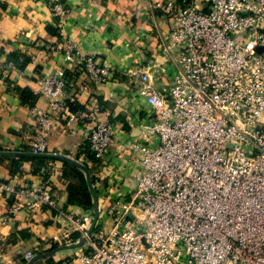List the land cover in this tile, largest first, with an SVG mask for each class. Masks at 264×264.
I'll list each match as a JSON object with an SVG mask.
<instances>
[{
	"label": "built area",
	"instance_id": "obj_1",
	"mask_svg": "<svg viewBox=\"0 0 264 264\" xmlns=\"http://www.w3.org/2000/svg\"><path fill=\"white\" fill-rule=\"evenodd\" d=\"M48 7L59 28L67 6ZM149 9L170 26L161 54L175 73L161 85L151 70L131 73L151 112L141 140L122 143L139 164L133 190L98 209L89 234L92 219L64 211L50 179L0 180L8 202L0 224L22 212L53 215L62 229L49 249L85 240L64 264H264V0H162ZM50 50L94 85L116 72L71 43ZM74 87L63 68L39 80L47 108L34 117L30 153L48 152L56 115L68 114L69 124L89 119L79 162L95 183L118 138L97 108L69 112Z\"/></svg>",
	"mask_w": 264,
	"mask_h": 264
},
{
	"label": "crops",
	"instance_id": "obj_2",
	"mask_svg": "<svg viewBox=\"0 0 264 264\" xmlns=\"http://www.w3.org/2000/svg\"><path fill=\"white\" fill-rule=\"evenodd\" d=\"M55 1L58 0H0V180L29 186L50 179L53 194L64 211L81 219H93L92 196V207L85 208L70 202L68 188L72 184L90 193L84 171L70 162L80 163L85 156L82 146L91 120L69 124L68 114L54 117L56 125L46 154L63 155L70 162L30 155L34 117L47 108V100L38 94L39 80L63 68L75 84L67 93L77 97L69 112L95 107L98 117L114 126L118 141L104 161L102 177L93 182L100 211L112 199L133 190L139 164L122 143L141 140L136 134L149 124L151 112L131 73L151 70L155 84L168 82L175 67L161 50L170 26L159 12L149 11L150 6L162 0H60L69 13L58 28L48 7ZM58 41L62 45L71 43L98 63L113 67V78L107 84L94 85L85 74L75 73L63 54L50 50ZM24 90L34 101L20 98ZM7 203L0 197V215L6 211ZM61 223L67 225L65 221ZM60 229L51 214L22 212L7 225L0 224V264H27L26 252L31 251L34 257L52 250L49 248L58 239ZM61 253L33 264H64L62 260L70 254Z\"/></svg>",
	"mask_w": 264,
	"mask_h": 264
},
{
	"label": "water",
	"instance_id": "obj_3",
	"mask_svg": "<svg viewBox=\"0 0 264 264\" xmlns=\"http://www.w3.org/2000/svg\"><path fill=\"white\" fill-rule=\"evenodd\" d=\"M33 157H53L56 158L58 160H62L64 162H70L66 157H64L63 155H48V154H30ZM70 163L76 165L77 167L81 168L85 175H86V180H87V185L88 188L90 190L91 196L93 198V219L91 221L90 227H89V234H91L95 228L96 222H97V218H98V200H97V194L94 188V185L92 183L91 177H90V172L88 171V169L81 165L80 163L76 162V161H71ZM85 244V240L81 239L78 243L74 244V245H70V246H60L57 248H54L48 252H44L42 254H36L31 260H29L27 262V264H33L34 262L40 260V259H44V258H50L52 256H54L55 254L62 252V251H66V250H73V249H78L83 247Z\"/></svg>",
	"mask_w": 264,
	"mask_h": 264
},
{
	"label": "trees",
	"instance_id": "obj_4",
	"mask_svg": "<svg viewBox=\"0 0 264 264\" xmlns=\"http://www.w3.org/2000/svg\"><path fill=\"white\" fill-rule=\"evenodd\" d=\"M20 98L22 100H25L26 98H30L33 101L35 99L26 90L21 92ZM92 182H93V180H92ZM68 188H69V192H70V202L80 204L85 208H91L92 207L91 195L86 189L80 190L78 187H76L72 184H69ZM53 248H55V246Z\"/></svg>",
	"mask_w": 264,
	"mask_h": 264
},
{
	"label": "rangeland",
	"instance_id": "obj_5",
	"mask_svg": "<svg viewBox=\"0 0 264 264\" xmlns=\"http://www.w3.org/2000/svg\"><path fill=\"white\" fill-rule=\"evenodd\" d=\"M57 247H59V246H57ZM57 247H55V248H57ZM52 249H54V248H52ZM74 252H75V249H73V250H66V251H62V255L61 256H65V255H67V254H70L69 255V257L68 256H66V258L69 260V261H71L73 258H75V255H74Z\"/></svg>",
	"mask_w": 264,
	"mask_h": 264
}]
</instances>
